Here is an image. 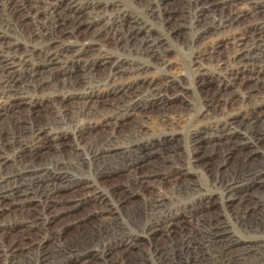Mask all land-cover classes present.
<instances>
[{"label":"bare ground","instance_id":"1","mask_svg":"<svg viewBox=\"0 0 264 264\" xmlns=\"http://www.w3.org/2000/svg\"><path fill=\"white\" fill-rule=\"evenodd\" d=\"M106 1L109 9H103L101 0H0L8 26L14 15L18 24L33 26L50 41L72 35L79 27L89 29L108 13L106 23L73 54L47 47L40 60L32 62L36 48L31 47L20 59L0 60V69L11 73L0 81V124L5 118L13 122L0 128V264H264V0H189L190 13L182 10L181 23L173 18L180 11L160 3L166 0L141 5L139 14L133 7L140 0ZM80 11L88 14L86 23ZM245 18L252 20L240 26ZM171 21L172 33L184 31L185 45L196 50L192 61L198 65L197 91L206 109L195 117L188 138L174 127L187 110L192 113L187 103H182L187 109L158 117L163 127L154 141L124 137L114 130L121 122H132L134 134L144 130L141 121L151 117L149 104L118 100L103 117L94 118L92 108L106 100L79 94L81 88L74 86L88 85L92 80L88 68L98 62L111 70L109 76L147 74L111 87L110 95L123 97L141 90L138 96L146 94L150 107L172 106L162 93L181 94L184 87L171 78L149 77L154 68L168 65L162 55L166 37H151L152 25L165 27ZM104 33L113 37L114 46L122 45L127 56L136 55L135 62L123 63L127 56L113 60V54L98 60L83 57L82 52H102L95 45ZM9 34L8 29L0 31L5 49L16 46L6 42ZM225 48L228 53L222 55ZM210 65L225 72L220 70L218 77L204 72ZM39 67L77 77L60 90L17 84L14 71H26L32 83ZM229 76L245 80L246 86L224 81ZM216 78L220 83L213 85ZM67 111L74 115L67 118ZM39 114L48 119L35 121ZM78 114H88L95 122H80ZM50 124L72 126L78 141L96 128L113 130L108 143L89 154V165L96 168L88 170L91 181L74 179L73 174L88 165L83 155L49 163L40 159L50 146H58L59 153L60 146L67 147L62 134L48 132ZM181 138L191 150V165L204 172V183L184 170ZM233 154L238 156L235 163L228 161ZM260 154L263 159L256 161ZM151 156L158 164L148 168ZM121 174L124 178L113 183L97 178ZM134 194L142 195L141 202L123 210ZM92 203L100 208L68 217ZM91 218L94 223L87 228ZM64 232L75 235L64 240ZM12 234L16 236L7 240ZM142 234L147 240L139 243Z\"/></svg>","mask_w":264,"mask_h":264},{"label":"rangeland","instance_id":"2","mask_svg":"<svg viewBox=\"0 0 264 264\" xmlns=\"http://www.w3.org/2000/svg\"><path fill=\"white\" fill-rule=\"evenodd\" d=\"M55 1H58V0H54V2ZM154 1L155 0H140L136 2V6L133 7L134 11L136 12L135 14L140 13L141 5L146 6L148 3L154 2ZM101 2L103 5V9L105 8L109 9V6L106 0H101ZM160 3L170 5L171 7L180 11L176 13L175 17H173V18H176L179 23L182 22V18H181L182 10L187 15H189L190 13L188 9L189 0H166ZM40 4L41 6H43V3H40ZM83 4H86V1H84ZM79 15H80L81 20H83L86 23L88 14H86L85 11H80ZM107 16H108V13L104 14V16L99 19L98 24H95V23L92 24L91 28L89 29L84 28V27H79L75 29V32L72 35L66 34L63 36V38L59 39L58 41L57 40L50 41L51 39L49 36L44 37L42 35H38L36 29L33 26H23V25L18 24V19L14 15L11 16V22L13 25L8 26L6 23L7 15L6 13L0 10V31L8 29L10 32L9 34L10 36L6 39V42L15 43L16 45L15 47L14 45H12L10 46L11 48H8V49H5L0 45V60L1 59L4 60L6 58L20 59L19 58L20 56L22 55L26 56L25 55L26 51L31 47L36 48L35 54H33L31 57L32 62H38L40 60L41 52L46 53L47 47H50L49 50H59V51L64 50V52H66L67 54H73L76 52L77 49L81 47V44L83 41H87L88 39L91 38L92 31L94 32L98 31L101 28L100 26H103L106 23ZM251 20H252L251 18H245L244 20H241L240 22H238V24L240 26L244 24H248ZM173 23L174 21H171L165 27H163L158 22L153 23L152 25V28L155 29L152 32V34L155 36H151V37L157 38L159 37V35L166 37V39L164 38L165 41L163 42V44L166 41H167V44L165 48L162 50V55L168 65L166 67L160 66L159 68H154L152 74L149 75L150 78L152 77L158 78V81H165L167 78L174 79L178 82L179 85H182L184 87L181 94H176L175 92H172V91L162 93V94H166L164 97V100L165 101L172 100L173 105L172 106L171 104L163 105V108H160L158 106L150 107L151 100L147 97L146 94L138 96V93L141 90H138V92H135V93L127 94L123 97H119V96L114 97L110 95L109 92H110L111 87L121 85L123 84V82L137 80L140 77V75L147 77V74H145L144 72L143 73L126 72L123 74H119L122 76V78L114 76L113 74H112L113 76H109V71L111 70L109 68L100 67L97 62L96 64H93V63L90 64L88 68V69H92L89 72H87V73H90L92 76L91 82L86 86L82 84L74 86L76 88H81V90L79 91V94L85 95L87 93H91L95 95V99L99 97V98L106 100L103 103H100V102L96 103V105L92 108V111L94 112V114H91L92 117L94 118L103 117L106 111H108L111 108V106L114 103H116L118 100H124L128 98L139 100L143 102V104H149L148 108L151 112L150 114L151 117L149 118L145 117L141 121V123L145 125L144 130L141 129L138 132V134H134L132 132V129H134V127L132 126L133 125L132 122L130 123L121 122L122 125L118 126L114 131H117L119 134L123 135L124 137L134 136L136 138L138 137V139L142 138V139H146L149 141H154L155 139L153 140V138L159 133V131L163 127L162 124L158 123V117L161 116L162 113L165 111L175 112V111L182 110L183 107L185 108V106L182 103H187L188 108L192 109V113H190L187 110L186 111L187 115H186V113L184 112L185 114L181 116L182 119L178 120V122L174 124V127L177 128L178 131H180L178 134L179 136H181L182 138L184 137L188 138L187 131L195 125L196 123L195 117L199 116L200 112L206 109V107L203 104V101L199 100L200 93L197 91L198 88L200 89L199 85L196 84L197 76L195 77L196 71H197L196 67H198V65H194V62L192 61L196 55V50L192 46L185 45L184 40L187 39L188 37L183 33L184 31L183 32L178 31L176 33H172L173 30H175L173 28L174 27ZM169 34H170V37L168 38ZM142 36L143 35H140L139 38H141ZM98 38H99V41H96L95 48L101 49L102 52L100 53H94V51L93 52H82L84 54L83 57L87 59L97 58L98 60L99 57L101 56H107L108 54H113L114 56L113 60H119L120 57L127 56L126 51L122 45H119L117 47L113 45L114 40L112 36L104 33V34H101ZM159 38H162V37H159ZM76 39H79V40H76ZM196 39L197 38H195V40ZM69 44H71L72 46L69 47L68 46ZM74 45H77V46H74ZM161 45L162 44H159V46ZM226 49L227 48L221 50L222 55H226L228 53V50ZM117 56L118 58L116 59L115 57ZM132 56L136 58V55L133 54L131 56H127V59H125L122 62L123 63L135 62ZM46 69L47 68L43 70L41 69V67H39L37 71L38 74L35 77L36 82H32V83L29 82L31 77L27 75L26 71H22V70L14 71L15 74L18 75L17 84L18 85H30V86H33V85L41 86L42 85L44 88H54V89L60 90L61 87H63V83H68V81L70 80L73 81L75 80V77H77L75 76L77 73L65 76V75H62L61 73L53 72V70H46ZM220 70L221 69H217L214 65H210L208 68H206L203 71L214 73L215 76L218 77ZM221 71L225 72L224 70H221ZM7 75H11V73L7 71H2L0 69V81L5 79ZM162 76L163 78H161ZM42 77H44L45 80L41 82ZM150 78L147 80H152ZM100 79H107V81H100ZM178 79L180 80L178 81ZM224 81H232L231 83H233L234 81H238L240 85L244 87L246 86L245 80L243 81L241 79L232 80L231 76L224 78ZM218 83H220V80H218L217 78L212 82L213 85H216ZM213 85H209L208 90H207L208 95L213 93V90H212ZM83 87H86V90H82ZM178 88L179 86L176 88V90ZM233 89L239 94L243 92V90L236 89L234 87ZM235 107H237V105H235ZM50 109L51 107H48V111ZM42 112H47V110H42ZM73 115H74L73 113L67 111V118H71ZM91 116H89L88 114H78L75 118H78L80 122H86V121L95 122V119H93ZM33 119L37 122H44L48 119V117H46L45 114H39L37 116H34ZM10 125H13L12 119L5 118L1 121L0 128H6ZM103 127L104 128L99 131L97 128L92 130V132L90 131V133L85 134L78 141L75 137V134H77L78 132L75 131L72 126L70 125L64 126L63 124H50L48 132L53 133V134H56V132H59L60 134H62L64 141H66L67 143V147L65 148V147L60 146V153H59L58 146H50V151L44 154V156L40 159H42V161L47 160L46 162L49 163L51 162V160L54 161V158L67 157V159H69L72 157V155H77V154L83 155L85 157L84 158L85 162L88 165L84 166L85 168L84 171L78 172L79 174H73L74 179H82V180L87 179L91 181L93 178L89 177L88 170H90L91 168H94V169L96 168L95 166L90 167L89 163H90L91 156L89 154L93 152L94 150L98 149L99 145L105 146L108 143L107 137L113 132V130L107 128L106 126H103ZM182 138H181V141L184 144L183 146H185L187 144V140L182 139ZM205 145L207 146L210 144L206 142ZM183 146L181 150L179 151L181 152L180 159L184 165V170L187 173H189L187 175H191L193 179L204 183V178H205L204 172L200 168L196 169L191 165V163L189 162L191 150L188 146H185L184 148ZM204 149L208 150L209 148H204ZM125 151L126 149H124V152ZM233 158H234V161L232 162ZM236 159H238V156L233 154L228 159V161H230L231 163H235ZM262 159H263V156L261 154L259 156H256V161H261ZM151 160L153 161L148 162L147 164L148 168L152 166H157L156 164H158L154 156H151ZM215 161L216 160L213 159V162ZM240 163L241 162H237V164H240ZM97 178H100L102 183H113V182L121 180L122 178H124V176L121 174V175L114 176L108 179L106 175H97ZM147 194L149 195L150 193L147 192ZM141 200H142V195L134 194L131 197L130 201L125 202V204L123 205V210H128L131 206L138 205L141 202ZM99 208H100V205L92 203V204H89L88 207H85L83 210L70 214L68 217L70 218L71 216L75 217L78 215H84L86 214L85 212H87L88 209L90 211H96ZM94 219L95 218L93 219L91 218L89 221H87L89 222L86 225L87 228L91 224L94 223ZM64 221H60V223ZM64 223H70V222H64ZM72 227L76 229V225ZM74 235H75L74 232H64L63 239L70 240L74 237ZM15 236L16 234H12L10 238H6V239L7 240L12 239ZM144 240H147L146 234H142V236H140V238L137 239V242L140 243ZM46 246L47 248H50V244H47ZM71 264H74V263L72 262Z\"/></svg>","mask_w":264,"mask_h":264}]
</instances>
